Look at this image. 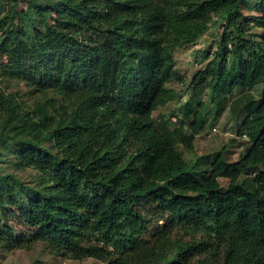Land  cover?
Wrapping results in <instances>:
<instances>
[{"label": "trees", "instance_id": "16d2710c", "mask_svg": "<svg viewBox=\"0 0 264 264\" xmlns=\"http://www.w3.org/2000/svg\"><path fill=\"white\" fill-rule=\"evenodd\" d=\"M171 1L67 0L95 40L81 42L75 34L80 26L74 20L61 32L53 23H46L47 33L34 31L28 46L38 59L57 40L68 37L65 75L71 74L64 81L74 98L70 105L55 99L38 101L31 111L19 115L11 101L0 96V144L9 138L17 144L20 165L29 163L39 173V189L19 184L14 192L13 177L0 172V210L7 204L17 205L19 219L35 229V240H45L73 260L123 264L127 255L144 253L139 239L148 220L142 209L152 208L166 215L172 229L189 226L190 231L214 238V244L189 240L176 245V257L183 263L202 254L211 260L229 257L238 244L249 242L256 250L242 253V264H264V171L257 170L264 166V64L260 70L251 66V60L258 58L254 46L259 54L264 46V6L263 16L255 18L262 29L260 41H243L241 47L249 53L247 60L236 58L238 64L222 73L228 55L222 34L220 60L205 69L207 74L217 69L209 83L216 97L211 100L216 107L214 119L221 113L219 98L232 88L262 85L263 89L261 100L246 103L250 115L237 135L245 134L248 141L241 145L238 158L227 162L221 150L201 175L198 162L184 163L173 143L192 150L195 136L207 121L203 112L184 106L183 121L193 117L190 134L183 124L170 137L160 133L162 126L149 113L155 99L168 100L161 83L172 69V52L204 34L207 28L202 20L217 0L194 1L180 13L171 11ZM241 2L230 0L223 18L237 22ZM6 18L12 24L16 14ZM16 34L21 37L19 31ZM73 63L82 66L74 74ZM200 84L198 79L196 85ZM115 106L130 116L128 121ZM93 108H105V112L98 119L93 116L96 122L91 129L83 122V109ZM95 139L98 147L92 144ZM47 141L53 151L42 146ZM219 179L229 181L224 193ZM14 235L8 222L0 226V243L7 248L27 245L24 235Z\"/></svg>", "mask_w": 264, "mask_h": 264}, {"label": "rangeland", "instance_id": "374dc122", "mask_svg": "<svg viewBox=\"0 0 264 264\" xmlns=\"http://www.w3.org/2000/svg\"><path fill=\"white\" fill-rule=\"evenodd\" d=\"M194 1L197 0H172L169 6L171 11L180 13ZM228 3L225 0H217L216 4L211 5L208 16L202 20L207 28L204 34L174 49L172 69L161 83L163 95L168 100L160 103L155 99L149 113V118L159 128L162 126L160 133L170 137L172 130L183 124L185 131L190 134L189 126L193 123V117L183 121L184 106H189L195 113L203 112L207 121L202 133L196 135L192 150L185 149L179 142L173 143L184 163L198 162L197 173L201 175L207 173L211 159L221 150L227 162H233L238 158L241 145L248 141L245 134V138H239L237 135L241 124L250 115L246 103L257 102L262 97V85L234 87L230 93L219 98L218 108L221 109V113L217 119L213 118L216 107L211 100L216 97L210 92L209 83L217 69L207 74L206 67L220 60L221 35L223 34L227 41L228 52L226 60L222 63V73L228 72L232 66L238 64L236 58L246 57L247 60L249 53L242 50L243 41L248 40L257 44L260 41L259 35H262V29L258 27L255 18L263 16L264 0H243L240 3V18L237 22L235 20L228 22L223 18ZM11 12L16 14L12 24L10 19L6 18ZM69 20L76 21L77 26H80L75 34L80 37L81 42L95 40L67 0H0V96L11 101L13 109L17 110L19 115L31 111L38 101L55 99L70 105L69 101L74 98L70 97L73 91L67 88L69 83L64 81L66 76L71 74L65 75L68 60L64 58L67 56L64 49H67L65 45L68 43V37L65 36L60 42L57 40L56 45L49 49L42 59H38L33 49L28 46L35 30L48 32L46 23H53L56 30L61 32L69 29L66 27L71 24L68 23ZM17 31L21 33V37L17 36ZM3 44L12 58L3 51ZM254 47V53L258 54V58L251 60V66L260 70L264 64V46L261 47L260 54L259 47ZM259 55L263 60H260ZM77 64L79 66V63ZM78 66L75 63L71 65L72 74L82 69V66ZM198 79L201 80L200 85H196ZM104 110L105 108L83 109L84 124L91 129L94 128L96 119L93 116L98 119ZM115 110L122 112L124 121H128L129 115L116 106ZM90 133L96 138L93 130ZM231 140L235 143H230ZM92 144L95 147L100 145L97 139ZM42 146L53 151V144L50 141L43 143ZM129 150L132 151V147H129ZM22 162L17 144L9 138L0 144V172L13 177V180H10L13 191H18L19 184L39 189V173L36 167L29 163L21 166ZM257 170L264 171V166ZM243 177L241 176L240 180ZM228 182L227 179L218 180L221 193L226 192ZM18 209L17 205L7 204L4 210H0V226L8 222L12 226L14 236L19 238L24 235L27 245L10 249L6 243H0V264H104L93 258L70 259L64 251L53 250L45 240H35V229L24 225L19 219ZM142 211L148 220L147 230L139 239V247L144 253L129 254L130 258L127 255L128 259L124 258L123 264H242L241 254L248 250H256L249 242L241 243L237 245V250L233 248L229 257L218 256L211 260L202 254L189 257L183 263L184 261L176 257L174 250L176 245L187 243L189 240L211 241L214 244L212 235L202 231H190L189 226H175L172 229L166 223V215H161L152 208H144Z\"/></svg>", "mask_w": 264, "mask_h": 264}, {"label": "built area", "instance_id": "2783aa9c", "mask_svg": "<svg viewBox=\"0 0 264 264\" xmlns=\"http://www.w3.org/2000/svg\"><path fill=\"white\" fill-rule=\"evenodd\" d=\"M213 131H215V129H213ZM242 138H245V135H242Z\"/></svg>", "mask_w": 264, "mask_h": 264}, {"label": "clouds", "instance_id": "9594fccd", "mask_svg": "<svg viewBox=\"0 0 264 264\" xmlns=\"http://www.w3.org/2000/svg\"><path fill=\"white\" fill-rule=\"evenodd\" d=\"M198 136V135H197ZM196 137V136H195Z\"/></svg>", "mask_w": 264, "mask_h": 264}]
</instances>
